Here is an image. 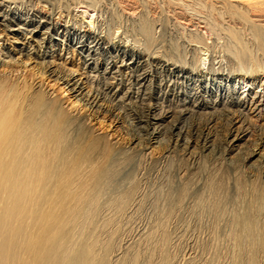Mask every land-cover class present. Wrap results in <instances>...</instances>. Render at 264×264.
Masks as SVG:
<instances>
[{"label":"bare ground","instance_id":"6f19581e","mask_svg":"<svg viewBox=\"0 0 264 264\" xmlns=\"http://www.w3.org/2000/svg\"><path fill=\"white\" fill-rule=\"evenodd\" d=\"M148 1L119 0L130 5L127 20L135 24L130 34L140 35L126 44L127 27L117 36L98 25L103 0H0V27L9 32L3 37L0 34V67L8 70L0 73V191L19 204L26 190L35 189L39 264H163L156 253L159 244L171 237L168 229L177 228L175 214L202 187L197 182L200 159L228 161L237 151L242 167L253 168L249 162L257 157L255 169L259 174L264 171L260 150L261 146L264 149V134L243 145L247 129L233 127L235 116L245 122L252 113L264 115V91L255 92L251 84L248 89L245 84L242 90L233 86L230 91L213 84L212 75L216 74L203 71L198 63L200 52L209 53L215 47L209 41L212 25L207 18L195 17L193 9L190 15L181 11L183 17L172 21L158 13L151 16L147 6L156 7L154 0ZM208 2L216 14L222 12L216 7L226 11V22L233 27L228 28L229 36L236 42L233 56L240 65H252V70L259 72L252 76L253 81L260 76L263 81L264 0ZM169 4L177 10L186 3L173 0ZM86 17H91L89 24L96 23L98 30L84 25ZM235 26L253 30L248 34L255 45L253 56L247 55ZM115 28L121 30V26ZM53 33L60 35V42L72 54L71 67H67L68 58L54 48L59 41L53 42ZM10 37L21 46L11 44ZM212 55L213 67L216 55ZM24 57L44 67L28 76L21 68L27 64ZM55 57L64 62L51 68ZM43 75L45 81L40 79ZM52 77L67 87L64 91L71 93L67 98L49 89L46 81ZM72 96L75 100L69 101ZM76 102L94 114L118 118L136 144L117 148L103 136L93 135L89 116L72 108ZM128 118L133 119L135 129ZM218 120L228 127L224 138L206 132ZM155 143L168 147L159 185L166 174H172L165 160L172 154L180 160L174 176L182 186L176 197L171 198L168 189L158 191L168 201L164 211L157 205L162 194L151 199L144 191L130 193L128 182L121 180L134 172L143 178L148 174V150ZM136 147L145 159L132 166ZM146 201L156 215L148 223L140 214ZM131 227L132 234L123 237L121 231ZM261 240L264 247V236ZM193 251L188 257L195 256Z\"/></svg>","mask_w":264,"mask_h":264},{"label":"rangeland","instance_id":"374dc122","mask_svg":"<svg viewBox=\"0 0 264 264\" xmlns=\"http://www.w3.org/2000/svg\"><path fill=\"white\" fill-rule=\"evenodd\" d=\"M139 1H142L144 4L149 3V1L147 2V0ZM172 1L173 0H154L153 3H155L156 8L149 5V7L151 8L149 9L147 6V9L148 11L150 10V14H152L151 16H154L158 13V16L163 15L164 18L166 17L171 21L174 20V18H177V16L179 15L181 17L183 15H181V11L186 12L190 15L192 9L195 13L192 12L191 14H195V17L200 18L201 16V19L203 17V20L206 18L208 19H206V21L208 24L212 25L213 30L210 31L211 33H208L212 35H209V41H212L211 43L215 47L214 50L212 48L209 53H207L208 51L200 52L199 57L201 59L198 58V54L196 57L199 59L198 63L203 71L209 74L212 71L216 74L212 75V78L214 79L213 84H215L219 88L225 89L226 91L232 90L233 86L238 87L240 88V90H242L245 84H247L246 89H248L247 87L251 84L255 92H261L260 90L264 91V80H261V76L254 81L251 79L252 76L258 74L259 72L257 73L252 70V65H240L236 58L233 56L235 52L236 42H234L233 39L229 36L228 31L230 29L228 28L233 27H230L228 22H226L227 18H225V15L227 14L225 13V9L216 7V9H218L220 12L222 11L220 15H218L213 9L210 10L211 8L208 4V0H199V2L201 3H198V0H184L187 5L185 4L184 6H182L183 8L180 7L177 8V10H173L174 7H170L171 5L169 4V2ZM222 1L236 3V0ZM103 2L105 3L102 6L103 11L99 12L100 14L98 13L100 15V21L98 22V25H100L101 28L103 27L104 31L108 32V30H110L111 33L115 32V34L118 36L122 32V30L127 27L128 34L126 33L125 36V39L127 41L126 44L132 43L135 37H140V35L130 34L133 33V27L135 26V24H133L130 19L127 20V16L129 15L128 13L131 11L130 5L124 6L119 2V0H117V2L120 5L116 2V0H103ZM188 5H191V8L188 7ZM194 5H196L195 10ZM199 5L204 8L200 9ZM171 8L172 11L170 10ZM186 9L188 11L190 9L191 10L188 12ZM201 10L203 11V14L201 13ZM204 10H206V15L204 14ZM161 12L164 13L161 14ZM177 12L179 13L177 14ZM210 12L212 13L209 14ZM90 18L91 17H86L83 20L84 25L89 24ZM12 19L16 21L15 18ZM180 20L184 22L183 19ZM180 20L178 18V21ZM96 26V23L89 24V27L93 30L97 29ZM113 26H121V30H116V28ZM2 29L3 27H0L1 37L9 33L8 31H2ZM234 29H236V32H239H237L238 39H240V41H243L240 43H244V46L247 50V55L250 54L251 56H253L254 54L252 53H254L255 51V45H253L254 43L249 39L250 35H248L249 32H253V30H249L250 28L246 30L242 28V26H238ZM53 34L55 36L53 42L59 41V45H56L57 47L54 48H57V50L61 52L64 59L68 58L67 67H71L72 64L69 60L72 54L67 51V45H65L64 42L63 44L62 42H60V35H57L55 33ZM58 37L59 40H56L58 39ZM9 39L11 44L17 47L21 46L20 42L17 43L12 37H10ZM246 44H248L249 47H246L248 46ZM48 45L50 46L51 44ZM212 53L216 55L214 56L216 57V61L213 67L210 66L212 64L211 61L213 58ZM18 57V55L15 56V58ZM20 58L21 56L19 57V60ZM22 60L27 62L26 65L21 64V68L24 69V73H26L28 76H33V74L44 67V64H38L37 62H34V60H28L26 57L22 58ZM55 61L56 62H54L51 68H58L56 67V65H60L64 62L63 59L60 60L57 57H55ZM74 61H76L77 64L80 63L81 65V62H78L77 58L75 57ZM260 61V64L263 63V65H261L260 67L261 69H264L262 68L264 67V59L261 58ZM245 66L250 70H248L247 68L245 69ZM7 72L8 70H3V67H0V73ZM40 79H43L45 81V75L40 77ZM54 79L55 77H52L51 79H48L46 81V84H49V89H51V91H54L56 95H59L60 97L62 95V98L64 97V99L67 98L68 95L71 94L67 91H64L67 89V87L64 88L65 85L62 84V82H57ZM71 98V100L69 101L75 100L73 96ZM72 108L78 110L81 109V112L84 115L86 114L89 116L90 119L88 122V127L92 131L91 133L93 135L95 134L99 137L103 136L105 139L113 142L117 148H125L131 145L133 147L136 144L133 143L132 138H130V136L127 134L126 128L124 126L125 124L118 120V118L115 119L113 115L101 112L99 114H94V112L89 111L88 108L83 109L82 105H80L79 102H76ZM233 120L234 128L242 129L244 127L245 129H247L246 133L244 134L246 136L244 140L241 141L243 145L244 143L251 144L256 142L259 138V135L264 134V115L258 117L256 116V113H252L249 116V120L245 122L241 119V117L236 116L233 118ZM127 122L131 126V128L135 129V123L133 122L132 118H128ZM210 126V128H208L209 130L207 129L206 132H209L210 134L215 133L222 138L225 137V133L228 127L224 121H215V123H212ZM167 148L168 147L166 143L162 145H159L157 143L152 144L151 148L148 150L150 152V155L149 157H147L148 163L149 165L151 164V166H149V172L144 178L140 177V175L135 172L134 174H132V176H130V178H121V180L123 179L124 182H128L127 186L129 190L131 188L130 191L128 190V192L130 193H133L134 191H144L145 195H147L148 198L151 199L162 194V197L159 196L160 198L158 197L157 199V205L158 207L160 206L158 208L159 211H164L168 207V201L164 200L163 197H165V194H163L162 191L165 192L166 189L170 190V196L174 199L176 197L175 195H177L178 193V189L182 186L174 176V172L177 170V167L180 164V160L178 155L173 154L165 160V164L167 163L168 168L172 170V174H166L164 177V183L162 185L158 184V181H160L163 175L162 168L164 166L161 167V165L164 161L165 155L167 154ZM138 149V147L135 148L136 151L134 152V155H136L134 156V158H132L130 165H132L133 163L136 164L141 162L143 158L145 159L144 155ZM260 150L264 153L263 146H261ZM229 156L230 159L223 162L222 160L221 162L220 160L212 161L210 157L200 159L198 170L200 176L197 179V182H199L202 187L198 189V191H196V195H193L189 199L190 201H188L187 205L185 207H182L181 212H184V214L180 211H175L177 212L175 214V219H177V228H174L173 230L171 228L168 229V232L169 230L171 232V237L169 236L167 241H160L165 245V247L162 244H159V246H161H158L159 251L157 250L156 252L157 255L158 253L161 255V261L163 264H173V262H175L174 264H183L184 262L186 264H264V247L261 246V239L264 236V196H262L261 192L264 191V171L262 174H259V172L256 171L255 168L257 166L256 164L258 163L256 160L257 157L249 162L255 169L253 170V168L242 167V156L237 151L233 152ZM129 183L131 184V186ZM172 183L175 185L174 188L176 190L173 188L174 185ZM160 190L162 191L158 193V191ZM189 191H192V189H190ZM5 196L7 198H5ZM9 197L4 193H1L0 191V264H39L38 243L40 242L39 238L41 237L39 236L38 238L37 234L39 233V226L37 224L38 220H36L35 189L31 191L26 190L25 197L20 201L19 204H15L14 200ZM163 203L164 205L162 206ZM143 209L140 214L143 217L141 218L144 223H148L149 221L156 218L152 204L150 205L146 201ZM150 211L153 213H151ZM148 213H151L152 215ZM182 215H184L183 218ZM243 216H245L243 218L245 220L242 219V223L244 221L246 223L244 222L243 224H240L241 218ZM246 218L248 219V224ZM239 225L241 227L243 225V228L239 227ZM126 230L128 231H121V233L123 234H118H121L123 237L130 235L134 231V228L131 227ZM182 235H184V239ZM159 248H161L162 250ZM189 251H193V255L195 253V256L191 258L188 257ZM184 257L185 259H187L188 257L187 261H185ZM189 260L192 262H190Z\"/></svg>","mask_w":264,"mask_h":264}]
</instances>
